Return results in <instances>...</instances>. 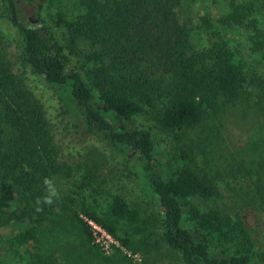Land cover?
Here are the masks:
<instances>
[{"label": "trees", "instance_id": "obj_1", "mask_svg": "<svg viewBox=\"0 0 264 264\" xmlns=\"http://www.w3.org/2000/svg\"><path fill=\"white\" fill-rule=\"evenodd\" d=\"M36 1L40 11L55 10L60 36L41 13L28 24L15 0L0 5V38L15 37L19 50L16 63L0 48V249L9 254L8 264H65L40 247L38 235L54 231L76 237L107 264L128 261L120 251L103 257L85 219L134 252L149 254V238L158 235L182 264H264V249L253 242L235 254L215 251L210 238L230 242L247 235L243 222L194 203L218 199L220 183L264 205V157L255 181L243 163L213 175L196 161L210 122L230 107L264 99V55L255 57L264 53V0H227L218 17L204 14L196 22L181 13L195 0ZM194 30L205 35L204 46ZM233 34L245 37L252 57H240ZM82 58L93 63L84 73ZM47 98L63 103L140 170L158 207L148 218L120 195L93 204L86 192L98 190L90 173L60 194L55 179L74 177L78 167L62 160ZM138 116L166 138L158 141ZM5 229L16 233L5 240Z\"/></svg>", "mask_w": 264, "mask_h": 264}, {"label": "rangeland", "instance_id": "obj_2", "mask_svg": "<svg viewBox=\"0 0 264 264\" xmlns=\"http://www.w3.org/2000/svg\"><path fill=\"white\" fill-rule=\"evenodd\" d=\"M15 2L18 13L25 22L28 24L38 22L36 13L39 12L40 16L54 27L56 33L61 35V28L53 24L56 14L54 9L46 12L43 8V11H40L39 2L36 0H15ZM226 4L227 0H195L184 3L181 13L183 17L186 16L196 22L198 17L204 14L213 18L218 17L225 11ZM65 10L71 13L69 5H66ZM193 33L199 40L197 45L204 46L206 44L205 35L197 30H194ZM233 41L241 58L252 57L249 56L245 37L233 34ZM17 46L15 37L8 35L4 39L1 36L0 48L7 58L16 63L19 56ZM263 55L262 52L255 57L259 60ZM79 66L84 73L88 69L87 67L93 68V63L82 58L79 60ZM262 68L264 69V66ZM42 92L46 96L52 97L49 91ZM52 99L56 100L53 97ZM47 106L49 113L51 111L56 142L62 149V160L74 164L75 168L78 167V172L74 177L55 179L54 184L60 194L63 195L73 190L77 178L90 173L95 181L93 187L98 190L97 195L91 194L90 196L93 190L86 192L87 199L93 204L104 202L109 196L120 195L130 207L140 212L141 219L148 218L149 214L158 207L150 196V190L140 170L136 171L131 160L128 163L125 162L121 153L101 143L93 133L89 132L81 122L71 115L63 103L49 101L47 98ZM136 121L149 129L158 141L166 138V134L158 130L153 122L146 117L138 116ZM209 126L202 136L203 141L199 143L196 150L198 167L214 175L217 171H226L243 163L252 170L250 178L255 181L258 171L257 163L264 157V99L245 101L243 104L230 107L220 115L218 120L210 122ZM169 154L170 147L165 145L162 152L164 163H166L165 159L169 158ZM218 186L221 190L218 199L208 202L195 201V205L201 209H218L232 218L239 216L247 235L233 238L230 242H225L216 236L211 237V245L214 250L227 248L230 253L235 254L239 250L243 251L247 247L249 248L251 242L264 249V205L253 201L252 193L235 196L227 191L222 184L219 183ZM94 199H96L95 202ZM186 225V222L183 221L182 226L186 227ZM13 232L5 229L1 234L5 240H9L14 235ZM38 238L43 253L54 254L61 262L64 260L65 264H107L96 254L82 248L76 237L54 231L38 235ZM149 243V254H145L142 250L134 252L124 248L120 243L119 246L107 243L108 253L95 245L103 257H109L115 251H120L128 259L126 262L115 264H182L181 258L169 250L158 235L150 236ZM240 244L243 245L242 248ZM9 262H12L9 254L0 249V264Z\"/></svg>", "mask_w": 264, "mask_h": 264}, {"label": "built area", "instance_id": "obj_3", "mask_svg": "<svg viewBox=\"0 0 264 264\" xmlns=\"http://www.w3.org/2000/svg\"><path fill=\"white\" fill-rule=\"evenodd\" d=\"M85 221L87 222V224L91 227L92 229V233H93V237H94V243L100 247L101 249H103L104 251H106L108 253L109 247L107 246V243H113L116 246H119L118 241L114 240L108 233H106V231L104 229H102L100 226H98L97 224H95L94 222L85 219Z\"/></svg>", "mask_w": 264, "mask_h": 264}]
</instances>
